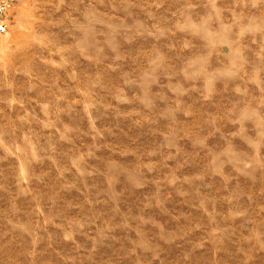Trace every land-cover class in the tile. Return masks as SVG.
Instances as JSON below:
<instances>
[{
  "label": "rangeland",
  "instance_id": "374dc122",
  "mask_svg": "<svg viewBox=\"0 0 264 264\" xmlns=\"http://www.w3.org/2000/svg\"><path fill=\"white\" fill-rule=\"evenodd\" d=\"M0 25V264H264V0Z\"/></svg>",
  "mask_w": 264,
  "mask_h": 264
},
{
  "label": "built area",
  "instance_id": "2783aa9c",
  "mask_svg": "<svg viewBox=\"0 0 264 264\" xmlns=\"http://www.w3.org/2000/svg\"><path fill=\"white\" fill-rule=\"evenodd\" d=\"M5 26L4 25H0V32H5Z\"/></svg>",
  "mask_w": 264,
  "mask_h": 264
}]
</instances>
